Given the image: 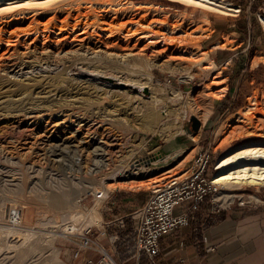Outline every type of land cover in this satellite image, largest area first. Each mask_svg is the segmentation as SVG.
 <instances>
[{"label":"rangeland","instance_id":"rangeland-1","mask_svg":"<svg viewBox=\"0 0 264 264\" xmlns=\"http://www.w3.org/2000/svg\"><path fill=\"white\" fill-rule=\"evenodd\" d=\"M227 1L239 11L184 0H0V264H71L60 243L78 242L89 225L98 237L109 230L102 211L113 194H151L183 178L203 148L213 174L229 148L264 139V0ZM154 99L167 111L148 126L139 116ZM215 198L216 208L262 201L264 184L221 183ZM11 210L24 230L6 228ZM127 216L112 222L125 227Z\"/></svg>","mask_w":264,"mask_h":264},{"label":"crops","instance_id":"crops-1","mask_svg":"<svg viewBox=\"0 0 264 264\" xmlns=\"http://www.w3.org/2000/svg\"><path fill=\"white\" fill-rule=\"evenodd\" d=\"M120 191L103 207V223L111 227L98 241L119 264H147L145 256L138 258L128 251L122 237L131 228L129 216L152 193ZM255 201L245 205L233 202L225 208H216L212 201H205L190 224L162 238L161 254L155 264H264V200ZM125 215H129L125 227L112 222L113 217ZM65 241L60 243V254L71 264L101 258V253L94 249L83 250L75 257L79 243Z\"/></svg>","mask_w":264,"mask_h":264},{"label":"built area","instance_id":"built-area-1","mask_svg":"<svg viewBox=\"0 0 264 264\" xmlns=\"http://www.w3.org/2000/svg\"><path fill=\"white\" fill-rule=\"evenodd\" d=\"M212 161L211 149H201L192 159V164L188 173L183 178H172L164 184L153 188L149 199L131 214V229L126 235V240L132 243L128 248L129 252L138 258L145 256L147 264H155L156 259L161 254V240L164 236L174 232L178 228L184 227L192 222L196 217V212L200 210L202 204L212 196V201L220 189V183L214 181V174L218 170L214 166L215 173L210 172ZM96 198H106L103 191L93 193ZM241 205L246 204V200L240 198ZM230 204V203H229ZM19 210V208H13ZM12 212V216H11ZM9 214V224H21L19 213L14 217L11 210ZM18 218L15 222V218ZM21 223H18L20 222ZM99 233L94 225H89L82 229L79 234L78 247L74 252L75 257H79L83 250L94 249L101 253V258L94 260L87 258L84 264H119L98 241ZM71 238V236H67ZM124 239V240H125Z\"/></svg>","mask_w":264,"mask_h":264},{"label":"bare ground","instance_id":"bare-ground-1","mask_svg":"<svg viewBox=\"0 0 264 264\" xmlns=\"http://www.w3.org/2000/svg\"><path fill=\"white\" fill-rule=\"evenodd\" d=\"M54 1H56V0H50L51 3H53ZM90 1H92V0H90ZM184 1H186L187 3H192V4H200V5H203V6L209 8L211 10H216V11H222V12H227V13H233V12L239 11V7L238 6L232 4L231 2H229L227 0H184ZM85 2H86V0H85ZM4 9H6V8H4ZM4 9H0V12H1V10H4ZM78 16H81V14L80 15L78 14ZM80 20L78 22H80ZM262 20H263V23H264V18H262ZM84 22H86V21H84ZM135 29L137 31L143 33L141 35V37L147 36V34H145V31H143L142 28H140V27L137 26V28H135ZM128 30H130V29H128ZM113 46L116 47V48L122 47V45L120 43H115ZM145 47H147V46H145ZM109 64H111V63H109ZM103 67H105V66L103 65ZM157 101H158L157 99H154L149 104V106L147 107V111L144 110L143 114L141 116H139L140 117V120L142 121L143 124H148V126H149V124H152L153 122L154 123L159 122L160 119H161V117H163V115H166V111L167 110H162V109L158 108ZM237 120L244 121L245 120V117H239ZM170 122H171V124H174L173 121H170ZM155 125H157V124H155ZM171 126H169V127H171ZM179 127H180V125H178V128L177 129H179ZM169 130H171V128ZM113 132L114 131H112V133ZM122 139H123V137H122ZM119 144H121V142ZM144 144L145 143H142L141 145H144ZM54 150H56V149H54ZM216 163H217L216 166H217L218 170L214 174L213 178H214V181H216L217 183H220V184L222 183V184H225V185H228V186H233V185H236V184H239V185L244 184L245 185V184H249V183H252V184H254V183L255 184H264V139H260V138L252 139L251 138V139H248V140H246V141H244V142H242L240 144H237V145L229 148L227 151H225L218 158V160H217ZM141 169L139 167H137L133 171L131 170L130 171L131 174L128 177L140 176L141 173H142L141 172ZM233 189H234V187H228V192L225 195H227L230 198H233L235 196V193L232 191ZM98 191H100V190H98ZM98 191H96V192H98ZM103 191L106 193L107 190H103ZM224 191H225V189H224ZM69 198H70V196H69ZM13 213H14V217H15L18 212H17V210H14ZM11 216H12V212H11ZM19 216H20V214H19ZM17 219H18L17 217L15 219L12 218V220H15V222H16ZM90 219L91 220L101 219V213H100V211L99 212H97V211H91V218ZM18 223H21V221L18 222ZM11 224H12L11 227H9V224H8V227H6L9 231H11L13 229L14 230H17V229L18 230H24V229L21 228V226H22L21 224L22 223L19 224V226L17 225V223H11ZM63 229H64L63 232H66V230L67 231L74 230V229H76V227L72 224L70 226L67 225ZM52 231H54V230H52ZM56 231H57V229H56ZM52 234L57 235L56 232H53Z\"/></svg>","mask_w":264,"mask_h":264},{"label":"water","instance_id":"water-1","mask_svg":"<svg viewBox=\"0 0 264 264\" xmlns=\"http://www.w3.org/2000/svg\"><path fill=\"white\" fill-rule=\"evenodd\" d=\"M199 124H200V123H199V121H198V122H196V127H198V126H199Z\"/></svg>","mask_w":264,"mask_h":264}]
</instances>
